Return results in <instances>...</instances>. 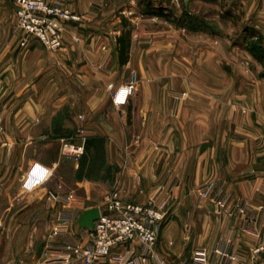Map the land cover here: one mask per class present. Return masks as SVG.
<instances>
[{
	"label": "crops",
	"instance_id": "1",
	"mask_svg": "<svg viewBox=\"0 0 264 264\" xmlns=\"http://www.w3.org/2000/svg\"><path fill=\"white\" fill-rule=\"evenodd\" d=\"M61 1L88 20L49 51L33 39L20 46L12 0H0V264H82L52 249L57 227L90 247L78 220L103 208L60 183V135L75 128L104 143L115 169L105 194L117 181L125 202L144 204L172 187L156 226L167 263L221 240L245 264H264V251L252 254L264 248V0ZM212 182L225 189L224 212L246 207L196 224L193 191Z\"/></svg>",
	"mask_w": 264,
	"mask_h": 264
},
{
	"label": "built area",
	"instance_id": "2",
	"mask_svg": "<svg viewBox=\"0 0 264 264\" xmlns=\"http://www.w3.org/2000/svg\"><path fill=\"white\" fill-rule=\"evenodd\" d=\"M16 27L24 38L21 47H26L29 40L37 41L43 48L56 51L62 47L63 34L70 24H80L88 20L83 14H77L61 0H12ZM136 81L134 79L119 87L112 96V103L120 107L128 102L134 93ZM2 126L0 125V133ZM79 142L65 144L63 154L78 160L83 154L86 141L84 130L78 129ZM209 188H201L200 196L207 195ZM172 195L171 189L164 185L158 188L146 203L138 204L125 202L121 197L119 182L112 184L103 199L100 217L91 229L90 247L65 240V233L57 227L53 236H58L61 243L52 247L54 251L66 259H76L82 264H99L101 261H114L116 264H170L157 251L156 226L168 214V206ZM70 194L55 197L48 195L47 204L59 201H69ZM225 194L220 189L214 193L211 202L216 211L221 213ZM245 201L235 203L231 210L243 212ZM264 251L262 246L252 250L253 255ZM175 264H245L225 242L217 241L211 248L197 247L190 257Z\"/></svg>",
	"mask_w": 264,
	"mask_h": 264
},
{
	"label": "rangeland",
	"instance_id": "3",
	"mask_svg": "<svg viewBox=\"0 0 264 264\" xmlns=\"http://www.w3.org/2000/svg\"><path fill=\"white\" fill-rule=\"evenodd\" d=\"M223 8V7H222ZM79 128H75L72 131L62 132L61 139L59 141V169L58 174L62 176L61 184L66 189L78 188L81 197L84 198L90 204H99L103 202L105 191L108 190L109 184L113 179L115 169L112 165H106L104 163V143L100 138L90 139L86 134V141L83 148V154L78 160L67 157L63 154V147L65 144H75L79 142L80 133ZM54 136V135H53ZM55 137V136H54ZM60 184V187H61ZM82 185V186H79ZM172 187H168L170 190ZM201 188H209L207 195L200 196L198 191ZM222 189L225 194L224 205L221 213L216 211V207L211 202V198L214 193ZM172 191V190H171ZM194 199L200 203L201 207L199 211L193 213L192 218L195 219L196 224L200 223L203 219L208 222H204L205 225L212 223V220H218L219 218L227 217L226 215H232L242 212H224L226 193L222 185H218L214 182L207 183L201 187L194 189ZM172 198V195H171ZM170 198V202H171ZM244 201L238 200L236 203ZM246 202V201H245ZM139 204V203H138ZM170 203L168 206V213L170 210ZM224 213V214H223ZM168 215V214H167ZM166 218V217H165ZM209 219V220H207ZM199 220V221H197ZM201 222V223H202ZM203 224V223H202ZM208 235V232L206 233Z\"/></svg>",
	"mask_w": 264,
	"mask_h": 264
},
{
	"label": "water",
	"instance_id": "4",
	"mask_svg": "<svg viewBox=\"0 0 264 264\" xmlns=\"http://www.w3.org/2000/svg\"><path fill=\"white\" fill-rule=\"evenodd\" d=\"M100 217V209L99 208H92L89 210H86L82 215L80 216L78 220V225L80 227L93 229V224L96 220H98Z\"/></svg>",
	"mask_w": 264,
	"mask_h": 264
},
{
	"label": "trees",
	"instance_id": "5",
	"mask_svg": "<svg viewBox=\"0 0 264 264\" xmlns=\"http://www.w3.org/2000/svg\"><path fill=\"white\" fill-rule=\"evenodd\" d=\"M254 49H256L255 47H254ZM253 54H259L258 52H255V50H252L251 51Z\"/></svg>",
	"mask_w": 264,
	"mask_h": 264
}]
</instances>
